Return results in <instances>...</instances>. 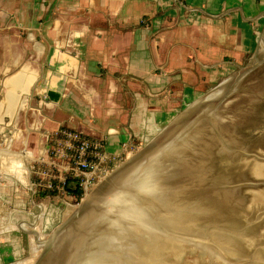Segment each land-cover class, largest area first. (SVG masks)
Masks as SVG:
<instances>
[{
	"label": "rangeland",
	"instance_id": "obj_1",
	"mask_svg": "<svg viewBox=\"0 0 264 264\" xmlns=\"http://www.w3.org/2000/svg\"><path fill=\"white\" fill-rule=\"evenodd\" d=\"M259 25L242 57L203 67L196 97L127 152L113 153L98 138L112 155L91 185H80L83 177L68 169L72 153L61 152L58 133L66 126L42 146L26 132L30 122L0 121V264H71L77 239L75 264H86L98 256L88 254L92 213L119 238L106 240L104 256L92 264H264V17ZM171 141L176 154L166 152ZM156 153L153 194L114 187Z\"/></svg>",
	"mask_w": 264,
	"mask_h": 264
},
{
	"label": "crops",
	"instance_id": "obj_2",
	"mask_svg": "<svg viewBox=\"0 0 264 264\" xmlns=\"http://www.w3.org/2000/svg\"><path fill=\"white\" fill-rule=\"evenodd\" d=\"M263 17L264 0H0V121L30 122L42 146L66 126L127 152Z\"/></svg>",
	"mask_w": 264,
	"mask_h": 264
},
{
	"label": "bare ground",
	"instance_id": "obj_3",
	"mask_svg": "<svg viewBox=\"0 0 264 264\" xmlns=\"http://www.w3.org/2000/svg\"><path fill=\"white\" fill-rule=\"evenodd\" d=\"M190 135L191 134H188L187 137H193L192 135L191 136ZM171 142L168 143L169 144V146H168L169 148L166 149V152L169 153V154H176V151L178 150V147H179V145H177L178 142L177 141H173L172 143ZM188 142L189 141H187V142L184 141L182 144L185 145ZM157 154L158 153L154 154L149 159H145V160L137 163L135 166L130 168L127 172L123 173L119 179L116 178V181L114 183V187H116V185L120 184V188L122 186L121 189L123 190V192L132 191L134 193H136L140 189H145V190L149 189L148 192L149 193L151 192L153 194V192L150 191V190H152L150 187L153 186V183H154L153 174H154V168L155 167H153V166H156L155 163H156V161H158ZM122 190H120L121 193H122ZM140 200L141 199H139L138 197L135 198V201H140ZM146 208L149 211V207H146ZM92 214L90 215V218H88L89 220L86 221V222L88 224L93 225L96 228L94 233H95V235L98 238H104L105 237V239L103 240L105 242L103 243V242L98 241L96 236L93 237V239H92L93 243H92V241H90L91 242V246L88 249L89 251L90 250L91 251L88 252V254H89V256H92L93 254L98 253V256L92 257L89 261L86 262V264L97 263V260H99L101 258L100 256H102V257L104 256V252L103 251L106 250L109 247V245L106 246V244H105L106 240H112V241L117 242L116 239L118 238V237H115L114 234H112L111 231H109V229H107L104 224L103 225L105 226V229L102 228L103 225H100V224L98 225V219L95 216H93ZM131 228H135V227H131ZM135 229H137V228H135ZM133 238L134 237L131 234V237H130L131 242H133ZM72 242H73L74 246H73L72 251L70 252L71 258L69 260H72V263L75 264L77 262L75 261L76 258L75 259L73 258L74 257V251L75 250L79 251L82 248V246H80L79 239H77L76 241H72ZM95 242H97L98 245L94 246ZM117 244L118 245H117L116 248H117L118 252H122V251H119L121 249L119 243H117ZM133 245L134 244L132 243L130 246H133ZM123 248H124L123 251H125V249H128L127 246L126 247L123 246ZM136 255H137V252H134V253L130 254L129 255V258H130L129 261L134 263L135 258L139 259V258L136 257ZM260 259H262V258H260ZM139 262L141 263L142 260H140ZM68 263H70V261H68Z\"/></svg>",
	"mask_w": 264,
	"mask_h": 264
},
{
	"label": "built area",
	"instance_id": "obj_4",
	"mask_svg": "<svg viewBox=\"0 0 264 264\" xmlns=\"http://www.w3.org/2000/svg\"><path fill=\"white\" fill-rule=\"evenodd\" d=\"M58 133L63 138L62 143L65 145L61 148V152L63 151L66 155L68 153L66 149H68L72 153L75 166H69L68 169L73 172L76 179L83 177L82 181L79 182L80 185H91L94 182L91 180L94 173L106 170V168L102 169L100 164L111 158L112 154L104 150L106 145L102 140L85 136L79 130L66 127L59 129ZM93 159H96V161H93Z\"/></svg>",
	"mask_w": 264,
	"mask_h": 264
}]
</instances>
